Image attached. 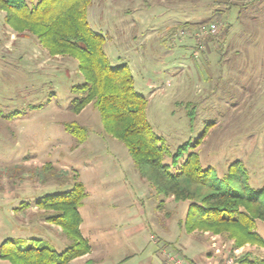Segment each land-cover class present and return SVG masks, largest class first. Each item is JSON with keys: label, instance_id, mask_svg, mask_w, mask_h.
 Returning a JSON list of instances; mask_svg holds the SVG:
<instances>
[{"label": "rangeland", "instance_id": "374dc122", "mask_svg": "<svg viewBox=\"0 0 264 264\" xmlns=\"http://www.w3.org/2000/svg\"><path fill=\"white\" fill-rule=\"evenodd\" d=\"M216 1L93 0L87 22L104 37L110 65H126L147 100V121L166 149L163 164L176 172L185 157L175 168L171 155L204 134L200 167L223 178L239 161L257 191L264 187V0H232L239 8L228 20L200 25L226 9ZM4 24L13 37L0 50V245L33 238L64 251L67 239L41 220L35 202L68 191L77 174L87 194L80 231L91 251L71 264H237L244 256L264 263V246L186 233L188 203L163 198L140 179L91 105L69 111L71 87L84 83L77 61L51 57L34 36ZM220 29L217 44L208 42ZM70 122L86 128L83 143L64 130ZM44 165L67 175L42 184L35 174ZM256 232L264 239L263 222Z\"/></svg>", "mask_w": 264, "mask_h": 264}, {"label": "trees", "instance_id": "16d2710c", "mask_svg": "<svg viewBox=\"0 0 264 264\" xmlns=\"http://www.w3.org/2000/svg\"><path fill=\"white\" fill-rule=\"evenodd\" d=\"M92 1L0 0V12L4 13L7 25L18 33L34 36L51 57L66 56L77 61L84 83L71 87L73 99L69 111L78 114L91 105L99 115L104 132L126 148L140 179L146 181L157 195L172 198L177 203H188L183 222L186 233L221 235L237 247L245 243L264 246V239L256 232V223H264V187L257 191L249 187L247 172L239 161L228 166L223 178H218L210 168L202 169L196 153L204 138L202 134L194 144L184 143L171 155V166L175 168L185 157L176 172L163 164L166 149L147 121V100L135 91L133 77L126 65L119 68L110 65L103 49L104 37L89 27L87 11ZM212 5H222L226 9L215 10L212 17L200 25L228 20L232 9L239 8L232 0L216 1ZM222 34L220 29L217 35L206 39L215 42ZM222 48L220 44L218 53L221 55ZM192 116L190 112L191 120ZM63 126L78 143L86 140V128L75 122ZM63 175L67 173H56L50 165H44L35 174L42 184L60 182ZM86 197L83 184L77 174H73L68 191L43 196L35 202L41 220L59 228L67 239L64 251L58 252L40 239H8L0 245V259L9 264H71L88 255L91 247L81 234L79 212ZM27 206L23 204L17 210ZM237 262L264 264L246 256ZM87 263L91 264V261Z\"/></svg>", "mask_w": 264, "mask_h": 264}, {"label": "crops", "instance_id": "0c3cea01", "mask_svg": "<svg viewBox=\"0 0 264 264\" xmlns=\"http://www.w3.org/2000/svg\"><path fill=\"white\" fill-rule=\"evenodd\" d=\"M12 35L8 32L7 26L4 24V13L0 12V50L3 47L7 49L8 36ZM13 37V35H12ZM7 52V50H6ZM78 260V259H77Z\"/></svg>", "mask_w": 264, "mask_h": 264}, {"label": "built area", "instance_id": "2783aa9c", "mask_svg": "<svg viewBox=\"0 0 264 264\" xmlns=\"http://www.w3.org/2000/svg\"><path fill=\"white\" fill-rule=\"evenodd\" d=\"M215 29H216L215 26L212 27V28L210 27L209 30H208L207 32H206V31H201V34H204V33L206 34V33H208V32L214 33V32H215ZM174 264H181V263H179V262H176V263H175V262H174Z\"/></svg>", "mask_w": 264, "mask_h": 264}]
</instances>
